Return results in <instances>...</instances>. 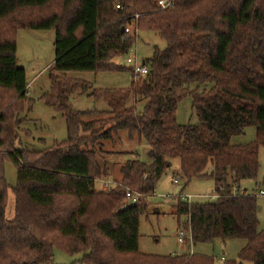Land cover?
I'll list each match as a JSON object with an SVG mask.
<instances>
[{"label": "trees", "instance_id": "16d2710c", "mask_svg": "<svg viewBox=\"0 0 264 264\" xmlns=\"http://www.w3.org/2000/svg\"><path fill=\"white\" fill-rule=\"evenodd\" d=\"M60 1L58 11L52 0H0V264H55L54 247L81 253L85 264H214L201 253L139 250L146 203L129 201L125 188L153 193L173 158L186 182L210 177L220 194L190 204L176 198L192 244L244 239L238 260L225 264H264L257 196L239 187L243 179H256L264 145V0H174L168 8L158 0ZM20 28L55 30L50 85L40 98L63 115L67 138L45 150L19 147L15 114L31 103L16 59ZM138 32H151L165 45L154 46L143 59L148 73L132 74L127 87L97 88L67 78L69 71H131L112 58L127 54ZM205 84L211 86L199 90ZM73 92L102 99L108 109L75 110ZM187 95L197 124L176 120L177 104ZM251 125L252 141L231 142ZM121 130L150 145L149 160H126L120 184L102 189L96 179L108 178L109 167L101 157L113 153L102 147ZM5 157L17 172L11 218L5 217Z\"/></svg>", "mask_w": 264, "mask_h": 264}, {"label": "rangeland", "instance_id": "374dc122", "mask_svg": "<svg viewBox=\"0 0 264 264\" xmlns=\"http://www.w3.org/2000/svg\"><path fill=\"white\" fill-rule=\"evenodd\" d=\"M60 0H52L53 10L60 11ZM37 10H32V12ZM137 39L128 51V54L141 63L148 58L154 46L162 48L165 45L163 39L151 32H138ZM54 29H29L20 28L16 31V59L17 65L25 69L28 82L27 98L31 103H25L20 114H15L19 119V147L30 150H45L53 147L56 142H62L67 138L66 122L63 115L43 102L41 94L50 85L48 68L52 65L55 56ZM128 54L112 58V61L127 66ZM66 76L70 80L84 79L97 88H121L127 87L131 81L132 73L128 69L121 71H69ZM210 84L200 85L199 90L209 88ZM92 88L86 90L90 92ZM85 92V93H86ZM85 93L73 92L69 97L70 105L75 110H107L108 106L102 99H94ZM191 97L187 95L181 99L176 108V120L180 124H197L198 118L192 108ZM141 108V106H139ZM255 126L251 125L244 132L231 138L233 143H247L255 137ZM103 150L113 153L103 155L109 169L108 178L120 179L119 168L128 159L138 157L148 161L147 151L150 145L145 140H138L135 136L128 138V132L121 130L112 141L103 144ZM5 152L0 149V153ZM259 170L256 179H243L239 182L241 189H247L251 194H256L258 204V227L264 228V145L258 150ZM3 176L8 184L6 196L5 217L13 216L12 186L16 184L17 172L15 164L7 157L2 162ZM100 184L97 183V187ZM127 188V187H126ZM125 188V189H126ZM131 189L132 187H128ZM214 181L210 177H193L189 182L185 181L179 168V159L173 158L171 165L158 178L153 193H142L141 201L146 203V212L139 217V250L150 254H182L201 253L212 256L214 264H225L229 260H238V252L246 243L244 239L230 238L226 240L216 239L212 243H196L185 239L182 244L178 241V231L187 227V217L176 214V197L173 194H212ZM194 201L207 199L193 198ZM81 253L68 254L59 248L53 249V262L55 264H85L81 260ZM223 257V258H221ZM242 264H251L243 262Z\"/></svg>", "mask_w": 264, "mask_h": 264}, {"label": "built area", "instance_id": "2783aa9c", "mask_svg": "<svg viewBox=\"0 0 264 264\" xmlns=\"http://www.w3.org/2000/svg\"><path fill=\"white\" fill-rule=\"evenodd\" d=\"M157 3L161 8H168V7H171L173 5L174 0H158ZM116 7L119 8L120 5L116 4ZM137 16L138 15L136 14L135 17H137ZM131 30H132V27L129 24H127L123 29L125 34H129L131 32ZM132 47L130 49H132ZM126 63L128 66L131 67V73L134 76H142V75H145L148 73V65L145 63L144 60H142L141 63H139L136 61V58H134L128 54L126 57ZM96 181L100 184V187L102 189H106V188H109L112 186H117L120 184L118 181H116L115 179H112V178L111 179L110 178H97ZM234 193H235V191H234ZM259 194L263 195L264 191L259 190ZM173 195L176 198L179 197L182 200H185L188 204H190L194 201L193 198L214 200L220 196V194L218 192H215L214 190L212 191V194H209V195L187 194V193H179V194H173ZM125 196L127 197V199L129 201L135 202L139 198H141L142 192L127 187L125 189ZM187 221H188V219H187ZM177 237H178V241L181 242L182 244L185 242V239H188L189 241L192 242V235H191V230H190V226H189V221L187 223L186 228H182L181 230L178 231Z\"/></svg>", "mask_w": 264, "mask_h": 264}, {"label": "crops", "instance_id": "0c3cea01", "mask_svg": "<svg viewBox=\"0 0 264 264\" xmlns=\"http://www.w3.org/2000/svg\"><path fill=\"white\" fill-rule=\"evenodd\" d=\"M110 178V177H109ZM112 179H114V178H112ZM189 253H191V252H189ZM221 258H223V257H221Z\"/></svg>", "mask_w": 264, "mask_h": 264}]
</instances>
